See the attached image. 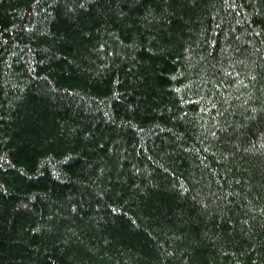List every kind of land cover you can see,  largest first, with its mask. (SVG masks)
Wrapping results in <instances>:
<instances>
[{"label":"trees","instance_id":"trees-1","mask_svg":"<svg viewBox=\"0 0 264 264\" xmlns=\"http://www.w3.org/2000/svg\"><path fill=\"white\" fill-rule=\"evenodd\" d=\"M0 264H264V0H0Z\"/></svg>","mask_w":264,"mask_h":264}]
</instances>
